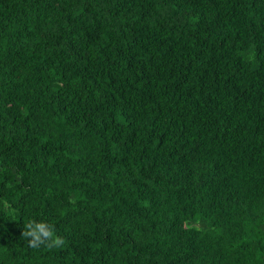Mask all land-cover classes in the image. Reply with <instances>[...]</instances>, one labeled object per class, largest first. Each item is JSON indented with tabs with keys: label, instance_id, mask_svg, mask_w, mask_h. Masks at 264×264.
<instances>
[{
	"label": "trees",
	"instance_id": "16d2710c",
	"mask_svg": "<svg viewBox=\"0 0 264 264\" xmlns=\"http://www.w3.org/2000/svg\"><path fill=\"white\" fill-rule=\"evenodd\" d=\"M0 264H264V0H0Z\"/></svg>",
	"mask_w": 264,
	"mask_h": 264
},
{
	"label": "clouds",
	"instance_id": "9594fccd",
	"mask_svg": "<svg viewBox=\"0 0 264 264\" xmlns=\"http://www.w3.org/2000/svg\"><path fill=\"white\" fill-rule=\"evenodd\" d=\"M23 236L28 239L30 247H39L41 244L55 246L60 240L54 235L53 225L43 219H31L25 225Z\"/></svg>",
	"mask_w": 264,
	"mask_h": 264
}]
</instances>
